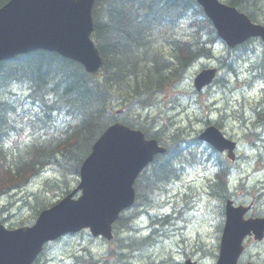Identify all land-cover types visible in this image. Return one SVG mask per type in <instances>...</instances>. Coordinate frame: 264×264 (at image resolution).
Returning a JSON list of instances; mask_svg holds the SVG:
<instances>
[{
  "label": "trees",
  "instance_id": "1",
  "mask_svg": "<svg viewBox=\"0 0 264 264\" xmlns=\"http://www.w3.org/2000/svg\"><path fill=\"white\" fill-rule=\"evenodd\" d=\"M8 1L0 0V7ZM225 2L261 22L264 0ZM93 19L92 37L103 58L97 74L46 51L0 63V197L21 191L48 168L64 178L63 183L77 177L96 140L122 120L148 137L164 139L167 146L166 153L157 156L135 184L136 213H124L115 226L131 230L138 210L157 208V201L178 177L175 167L184 155L177 134L168 138H162L160 131L149 134L143 122L131 117L129 108H149L158 94L176 87L192 61L211 57L208 47L217 35L195 0H96ZM12 85L23 92L9 91ZM120 107L123 115L117 112ZM26 127L31 139L6 147ZM228 171L222 165L211 188L216 199L228 197ZM57 183L48 181L47 187L52 190ZM34 201L36 216L48 202L38 196ZM153 221L156 226L166 220L153 217ZM151 238L131 244H153ZM128 243L121 239L118 249Z\"/></svg>",
  "mask_w": 264,
  "mask_h": 264
},
{
  "label": "rangeland",
  "instance_id": "2",
  "mask_svg": "<svg viewBox=\"0 0 264 264\" xmlns=\"http://www.w3.org/2000/svg\"><path fill=\"white\" fill-rule=\"evenodd\" d=\"M259 20L264 21V15L259 17ZM251 42L248 50L231 52L226 46L218 45L215 56L221 59L228 58L231 54L230 57L234 58L239 52L264 55L262 42L260 40ZM234 59L239 63L237 58ZM249 60L240 62L235 73H230L227 67L221 69L219 82L201 93L195 91L193 80L204 67L202 63L206 61L196 63V60L194 61L196 64L187 72L183 82L165 91L155 107L149 110L133 109L135 111L131 112V117L137 122H143L149 132L160 131L162 138L177 132L182 139L179 141L180 144L185 142L188 150L195 152L196 159L200 161L213 154L212 150L203 143L194 145L192 140L207 126L205 121L212 120L218 124L224 134L238 144L237 161L232 162L226 155H222V159L228 164L226 167L232 172V193L240 204L253 201L255 209L252 215H255L257 212H264V120L254 111L257 104L264 102V71L257 73L263 77L261 82L251 78V71L247 66ZM10 90L16 93L23 92L17 85H12ZM213 106L220 112L217 109L211 110ZM262 109L264 110V107ZM23 137L28 140L30 132H24ZM15 139L14 135L9 144ZM214 165L212 161L205 165L187 166L183 177L169 186V194L167 196L162 194L163 197L157 201V208L150 211L161 220H166L163 226L157 225V231L152 232L149 242H154L153 244L136 248L132 245L130 246L132 251L117 249L121 239L127 242L140 240V237L144 236L142 233L148 235L152 230L149 213L140 209L133 224L142 231L141 233L117 229L115 240L111 243L93 238L89 231L68 235L49 244L38 264H76V257L89 263L95 259L111 264H181L186 254H197L203 244L217 247L220 242L218 231L220 217L217 214L220 202L209 196L210 179L214 178L215 174ZM59 178L51 172H46L34 179L17 196L8 195L0 198V221H6L3 224L7 227H16L23 222L29 223L35 213L33 208L37 206L34 201L37 196L50 204L65 197L67 195L65 192L72 191L79 184L78 177H69L66 182L69 186L62 184L61 190L60 188L46 190L47 181L61 182L62 178L60 180ZM241 179H245L242 184L239 183ZM66 186L68 188H65ZM167 215L171 218H165ZM175 233L177 234L174 235ZM203 251L214 256L217 253L213 248H206ZM120 253L124 256L120 257ZM201 256L204 264H215V260L205 254L202 253ZM250 261L264 264V242L257 243L252 239L247 241L242 264Z\"/></svg>",
  "mask_w": 264,
  "mask_h": 264
},
{
  "label": "water",
  "instance_id": "3",
  "mask_svg": "<svg viewBox=\"0 0 264 264\" xmlns=\"http://www.w3.org/2000/svg\"><path fill=\"white\" fill-rule=\"evenodd\" d=\"M95 0H12L0 10V60L12 59L37 49L58 52L97 72L102 59L91 40ZM231 47L249 37H262L264 27L255 26L235 8L218 0H198ZM215 71L201 74L198 90L211 82ZM216 149H228L233 159L235 143L211 127L201 135ZM163 150L138 130L116 123L94 144L80 170L78 190L57 206L44 211L33 227L8 230L0 224V264H32L48 241L65 233L90 228L93 235L112 238V225L122 210L135 200L134 183L140 172ZM77 190V191H78ZM244 209L227 207V221L218 264H238L246 236H264V219H243ZM190 264V263H187Z\"/></svg>",
  "mask_w": 264,
  "mask_h": 264
},
{
  "label": "bare ground",
  "instance_id": "4",
  "mask_svg": "<svg viewBox=\"0 0 264 264\" xmlns=\"http://www.w3.org/2000/svg\"><path fill=\"white\" fill-rule=\"evenodd\" d=\"M253 3V2H252ZM231 6V5H230ZM201 7V6H200ZM231 7H233V6H231ZM233 8H235V9H238V8H236V7H233ZM239 10V9H238ZM249 10V9H248ZM155 11V10H154ZM149 12V11H148ZM151 14V13H150ZM255 18V17H254ZM210 22H211V20L210 19H208ZM251 44V43H250ZM243 49L242 50H248V47H249V44L246 42V43H243ZM208 49H210V51L212 52V55H213V52H214V49H215V46L213 45V46H209L208 47ZM211 55V56H212ZM231 55V54H230ZM230 55H229V57L228 58H226V57H222L221 58V61L223 62V63H225L226 64V66L227 67H229L232 71H234V72H237V70H238V66H239V63L240 62H243V60H245V59H250L249 60V62L247 63V66L250 68V71H251V73H250V77L251 78H253V79H256L258 82H261L262 80H263V77H262V75H257V73H259V71L260 72H263L264 71V55H261V56H257L256 54H252L251 55V53L249 54V53H246V54H241V52H239V53H237V54H235L234 55V58H237L238 60H239V63L238 62H236V60L233 58V57H230ZM208 59V57L207 58H203V56H200V57H198L197 58V62L196 63H199L200 61H206ZM194 63V62H193ZM196 63H194V64H196ZM238 63V64H237ZM192 65V64H191ZM190 65V66H191ZM189 68V67H188ZM217 82H219V74H214V76H213V78L211 79V82H210V85H209V87L207 88V89H210V88H212ZM181 83V82H180ZM177 84H179V83H177ZM176 84V85H177ZM66 88V87H65ZM263 90H264V88H263ZM164 94V93H163ZM159 96H162V94H158ZM160 98V97H159ZM158 98V99H159ZM158 104V100L156 99V101L155 102H153V104L148 108V110L149 109H152L153 107H155L156 105ZM133 107H131V108H129L130 109V111L131 112H133V111H135L136 110V105H132ZM130 107V106H129ZM177 107V106H176ZM262 107H264V102H261V103H259V104H257L256 105V108L254 109V111H255V113L256 114H258L263 120H264V110L262 109ZM205 108V107H204ZM133 109H135V110H133ZM211 110H215L216 111V107L215 106H213V107H211L210 108ZM142 110H144V109H142ZM218 110V109H217ZM219 112H220V110H218ZM176 120V119H175ZM199 122H201L200 120H198ZM211 120H208V121H205V123H206V125H208L209 124V122H210ZM202 123H204V121L202 122ZM205 123H204V125H205ZM149 124V123H148ZM213 124H216V123H213ZM151 132H149V134H150ZM160 133V132H159ZM158 133V134H159ZM173 133H175V134H173ZM172 133V135H176L177 134V139H178V141H180V140H182L181 138H180V136H179V134L177 133V132H173ZM201 133V132H200ZM199 133V134H200ZM162 134V133H161ZM199 136V135H198ZM168 138V137H167ZM13 139V138H12ZM11 139V140H12ZM11 140H9V141H7L6 142V144H7V146H8V144L10 143V141ZM159 145H160V148L163 150V152H161L159 155H164L165 153H166V151H167V146L164 144V139L162 140V141H159ZM192 143H194V145H199L200 144V141H198L196 138H193V140H192ZM181 146H182V148H183V152H182V154L184 155L183 156V158L181 157L180 158V160L178 161V166H176L175 168H177L178 169V177H176V179L175 180H173L174 182H177L178 180H180V175H181V173L182 172H184L185 171V169H187V166H191L192 165V156H193V154H194V152L193 151H191V153H189V154H186L185 152H187V150H188V146H186V143L184 142V144H181ZM180 147V146H179ZM181 148V147H180ZM211 149V148H210ZM212 150V149H211ZM212 153L214 154V151L212 150ZM158 155V156H159ZM235 161H237V159H235L233 162H235ZM221 165H222V161L221 160H217V162H216V165H215V167L216 168H220L221 167ZM227 169L229 170V168L227 167ZM229 171H231V170H229ZM63 180H64V178H62V181L60 182V184L62 185V184H67L66 182H67V180H68V178L67 179H65L66 180V182L65 183H63ZM173 181H171V183L173 182ZM173 182V183H174ZM229 182H230V180H229V178H228V184H229ZM148 235H145L144 234V236H143V238H147L148 239Z\"/></svg>",
  "mask_w": 264,
  "mask_h": 264
}]
</instances>
